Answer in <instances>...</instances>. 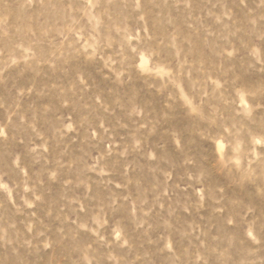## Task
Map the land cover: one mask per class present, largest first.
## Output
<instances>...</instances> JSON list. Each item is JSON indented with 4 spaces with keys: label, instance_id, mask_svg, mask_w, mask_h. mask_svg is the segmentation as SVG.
<instances>
[{
    "label": "rangeland",
    "instance_id": "1",
    "mask_svg": "<svg viewBox=\"0 0 264 264\" xmlns=\"http://www.w3.org/2000/svg\"><path fill=\"white\" fill-rule=\"evenodd\" d=\"M0 264H264V0H0Z\"/></svg>",
    "mask_w": 264,
    "mask_h": 264
}]
</instances>
